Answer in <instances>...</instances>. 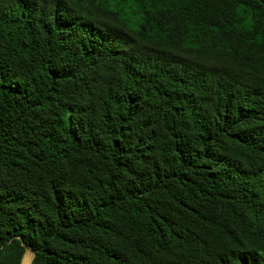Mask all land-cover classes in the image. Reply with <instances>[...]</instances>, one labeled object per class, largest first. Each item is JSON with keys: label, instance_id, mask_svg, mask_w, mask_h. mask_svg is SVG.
I'll list each match as a JSON object with an SVG mask.
<instances>
[{"label": "trees", "instance_id": "obj_1", "mask_svg": "<svg viewBox=\"0 0 264 264\" xmlns=\"http://www.w3.org/2000/svg\"><path fill=\"white\" fill-rule=\"evenodd\" d=\"M21 263L264 264V0H0Z\"/></svg>", "mask_w": 264, "mask_h": 264}, {"label": "rangeland", "instance_id": "obj_2", "mask_svg": "<svg viewBox=\"0 0 264 264\" xmlns=\"http://www.w3.org/2000/svg\"><path fill=\"white\" fill-rule=\"evenodd\" d=\"M27 251H30V249L29 248H27L26 249V251L25 252H27ZM31 252V251H30ZM32 254V253H31ZM23 259V258H22ZM31 259H32V257H31ZM31 261V260H30ZM22 262V261H21ZM22 264V263H21Z\"/></svg>", "mask_w": 264, "mask_h": 264}, {"label": "bare ground", "instance_id": "obj_3", "mask_svg": "<svg viewBox=\"0 0 264 264\" xmlns=\"http://www.w3.org/2000/svg\"><path fill=\"white\" fill-rule=\"evenodd\" d=\"M179 44V43H178Z\"/></svg>", "mask_w": 264, "mask_h": 264}, {"label": "water", "instance_id": "obj_4", "mask_svg": "<svg viewBox=\"0 0 264 264\" xmlns=\"http://www.w3.org/2000/svg\"><path fill=\"white\" fill-rule=\"evenodd\" d=\"M33 256V255H32Z\"/></svg>", "mask_w": 264, "mask_h": 264}]
</instances>
